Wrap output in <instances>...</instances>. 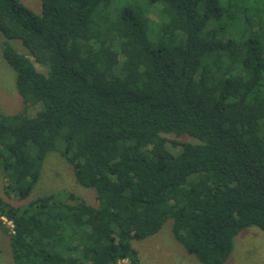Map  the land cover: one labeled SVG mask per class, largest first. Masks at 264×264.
I'll return each mask as SVG.
<instances>
[{
	"label": "trees",
	"instance_id": "16d2710c",
	"mask_svg": "<svg viewBox=\"0 0 264 264\" xmlns=\"http://www.w3.org/2000/svg\"><path fill=\"white\" fill-rule=\"evenodd\" d=\"M39 2L0 0V54L41 106L0 112L14 263L143 264L132 243L171 220L188 254L225 264L239 233H264V0ZM50 151L93 203L9 201L28 199Z\"/></svg>",
	"mask_w": 264,
	"mask_h": 264
},
{
	"label": "rangeland",
	"instance_id": "374dc122",
	"mask_svg": "<svg viewBox=\"0 0 264 264\" xmlns=\"http://www.w3.org/2000/svg\"><path fill=\"white\" fill-rule=\"evenodd\" d=\"M40 0H21L34 13L40 12ZM2 36V35H1ZM3 38V37H2ZM0 37V39H2ZM4 39V38H3ZM2 43L0 41V51ZM17 50L26 54L27 51L18 43ZM41 70V67L36 64ZM15 71L0 54V112L12 115L24 113L33 116L41 109L40 105L22 103L15 87ZM167 137L180 142L196 140L188 136L168 135ZM172 152L178 150L168 145ZM3 179L0 171V189L3 191ZM68 191L82 197L89 203L95 201L93 190L80 186L74 177L73 170L59 151L46 154L41 167V175L28 199L19 201L17 198L9 200L15 205L32 201L57 192ZM6 227L11 229L7 224ZM172 221L165 223L162 230L143 241H134L133 247L139 252L143 264H201L193 255L188 254L172 236ZM10 247L8 234L0 228V264H15ZM225 264H264V233L254 227L243 230L234 239V249Z\"/></svg>",
	"mask_w": 264,
	"mask_h": 264
},
{
	"label": "built area",
	"instance_id": "2783aa9c",
	"mask_svg": "<svg viewBox=\"0 0 264 264\" xmlns=\"http://www.w3.org/2000/svg\"><path fill=\"white\" fill-rule=\"evenodd\" d=\"M0 220H2L5 224H7L11 229L13 228L12 223L7 221L4 217L0 216ZM117 264H130V262L127 259H123V260L118 261Z\"/></svg>",
	"mask_w": 264,
	"mask_h": 264
}]
</instances>
